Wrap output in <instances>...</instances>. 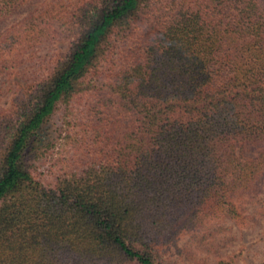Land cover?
<instances>
[{
	"label": "trees",
	"instance_id": "trees-1",
	"mask_svg": "<svg viewBox=\"0 0 264 264\" xmlns=\"http://www.w3.org/2000/svg\"><path fill=\"white\" fill-rule=\"evenodd\" d=\"M30 1L0 0V25ZM51 32L68 50L0 109V264H161L180 223L264 216V0H49L0 30V73ZM80 99L42 180L44 126Z\"/></svg>",
	"mask_w": 264,
	"mask_h": 264
},
{
	"label": "rangeland",
	"instance_id": "rangeland-1",
	"mask_svg": "<svg viewBox=\"0 0 264 264\" xmlns=\"http://www.w3.org/2000/svg\"><path fill=\"white\" fill-rule=\"evenodd\" d=\"M47 1L31 0L0 25V30L13 24L28 11L40 8ZM68 47L67 39L57 32H51L39 44L24 49L21 62L7 72L0 73V109H9L14 98L26 90L27 86L44 77ZM82 111V99L71 103L68 110L61 106L54 118L44 126L43 133L52 132L54 127L60 125L63 132L53 148L40 154L32 152L35 155L32 160L33 171L40 179L53 181L61 172L59 170L70 164L73 151L71 139L79 131ZM261 196V200H264V194ZM257 206V203H246L243 208L251 214ZM161 264H264V216H254L243 227L224 218L213 224L209 232L198 234L187 231L180 223L174 240L161 247Z\"/></svg>",
	"mask_w": 264,
	"mask_h": 264
}]
</instances>
